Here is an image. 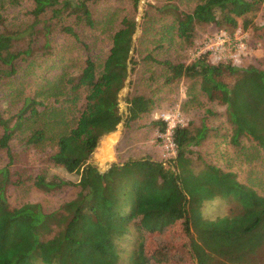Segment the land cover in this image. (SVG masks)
Masks as SVG:
<instances>
[{
    "label": "trees",
    "instance_id": "obj_1",
    "mask_svg": "<svg viewBox=\"0 0 264 264\" xmlns=\"http://www.w3.org/2000/svg\"><path fill=\"white\" fill-rule=\"evenodd\" d=\"M23 1L0 0V154L8 158L3 164L0 155V264H121L120 244L128 238L138 241L131 264L257 261L264 250V194L195 148L221 133L224 116L233 145L246 138L264 151V69L212 63L207 53L176 62L159 49L176 36L193 44L198 26L231 31L241 20L246 30L264 0L151 2L136 48L140 0L109 5L103 13L98 6L112 0H29L25 23L7 24L5 11ZM55 31L66 39L61 49L53 45ZM99 41H108L104 52ZM135 73L141 81H129L135 87L125 116L119 95ZM184 78L199 82L224 111L209 106L200 124L177 125V154L169 166L141 158L102 171L91 162L103 136L150 115L161 90ZM153 124L167 127L164 120ZM16 143L45 153L48 169L80 175L75 182L41 169L32 186L52 193L75 185L76 196L53 211L39 202L13 206L9 187L25 183L11 168ZM216 199L238 207L209 218L205 204ZM178 225L182 242L161 239ZM155 235L158 243L149 245Z\"/></svg>",
    "mask_w": 264,
    "mask_h": 264
},
{
    "label": "rangeland",
    "instance_id": "obj_2",
    "mask_svg": "<svg viewBox=\"0 0 264 264\" xmlns=\"http://www.w3.org/2000/svg\"><path fill=\"white\" fill-rule=\"evenodd\" d=\"M157 0H140L139 10L136 13L138 26L134 35V46L138 45V39L142 35L141 23L144 11L148 4ZM128 0H112L102 2L98 9L104 12L109 5H125ZM33 4L31 1H23L20 5L9 7L5 11L7 24L25 23L30 15L29 10ZM53 45L59 49L66 44L63 34L55 31L52 35ZM30 35L27 36V39ZM172 43H166L164 48H160L162 58H170L176 62L191 63L201 54H208L209 61L218 63L221 61H232L239 66L255 65L264 69V2L254 16L253 24L248 29L239 27L227 31L218 29L214 25L204 27L198 26L195 31L193 44L185 43L179 37H175ZM42 40V37L40 38ZM39 39V40H40ZM99 46V47H98ZM98 49L102 52L108 46V41H99ZM76 53V52H75ZM97 48L93 51L95 55ZM141 81L135 73L132 74L127 85L120 92V110L127 115L128 103L127 95L133 92L135 84L130 86L129 81ZM2 100L1 103H4ZM213 106L217 111H224L216 101H211L205 93L201 91L199 82L193 83L191 79L184 78L172 88H164L158 94V100L150 115H146L131 126L122 122L118 128L103 136L92 155L91 162L102 171L108 170L113 163H123L129 159L151 158L156 161H163L167 166L175 156H169L166 152L165 137L169 131L173 132L177 125H188L190 121L200 124L204 116L205 109ZM226 117H220L218 125H223L220 134L207 140L195 149L207 160L221 164L227 170H234L238 173L239 179L257 189L264 194V151L253 141L246 138L241 140L237 146L230 141L229 124ZM167 121V127L162 130V125L153 124V121ZM113 136V141L111 137ZM107 142V143H106ZM13 151L18 153L16 162L11 166L12 171H19L25 183L20 187L10 186L8 196L13 206H20L25 202H39L46 211L58 209L64 202L72 199L79 191L75 185L67 186L52 193H45L32 186V177L41 169H48L45 153H37L32 147L16 143ZM115 154V155H114ZM2 163H7L8 158L3 153L0 154ZM116 156V159H114ZM50 174L57 173L67 180L78 182L80 175L69 174L58 168H49ZM238 207L229 200H214L208 202L204 207V214L209 218H216L229 213L232 208ZM161 235V234H160ZM161 239L167 242L178 244L183 241V227L178 225L174 229L167 230L161 235ZM137 240L126 239L120 245L121 264H131L133 255L138 249ZM149 245L158 243V238L150 236L147 241ZM134 253V254H133ZM257 261L250 264H264V250L259 253Z\"/></svg>",
    "mask_w": 264,
    "mask_h": 264
},
{
    "label": "built area",
    "instance_id": "obj_3",
    "mask_svg": "<svg viewBox=\"0 0 264 264\" xmlns=\"http://www.w3.org/2000/svg\"><path fill=\"white\" fill-rule=\"evenodd\" d=\"M165 147L167 149V153L169 156L173 155L176 156L177 154V148H176V143L173 139V132L169 131V133L165 137Z\"/></svg>",
    "mask_w": 264,
    "mask_h": 264
},
{
    "label": "crops",
    "instance_id": "obj_4",
    "mask_svg": "<svg viewBox=\"0 0 264 264\" xmlns=\"http://www.w3.org/2000/svg\"><path fill=\"white\" fill-rule=\"evenodd\" d=\"M114 155H115V154H114ZM114 155H113V157H114V159H116V156H114Z\"/></svg>",
    "mask_w": 264,
    "mask_h": 264
}]
</instances>
